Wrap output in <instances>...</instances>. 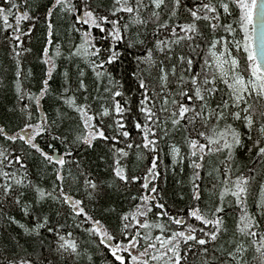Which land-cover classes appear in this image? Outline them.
<instances>
[{
    "label": "snow or ice",
    "instance_id": "1",
    "mask_svg": "<svg viewBox=\"0 0 264 264\" xmlns=\"http://www.w3.org/2000/svg\"><path fill=\"white\" fill-rule=\"evenodd\" d=\"M0 264H264V0H0Z\"/></svg>",
    "mask_w": 264,
    "mask_h": 264
}]
</instances>
